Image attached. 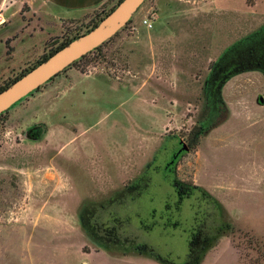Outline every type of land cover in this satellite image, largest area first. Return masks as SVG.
<instances>
[{
	"label": "rangeland",
	"instance_id": "rangeland-1",
	"mask_svg": "<svg viewBox=\"0 0 264 264\" xmlns=\"http://www.w3.org/2000/svg\"><path fill=\"white\" fill-rule=\"evenodd\" d=\"M117 1L0 0V85ZM259 40L264 0H146L100 52L12 107L0 118V264H166L98 243L88 209L99 234L183 264L192 205L214 207L217 223L193 264H264ZM181 140L178 177L218 208L197 191L178 204L169 162Z\"/></svg>",
	"mask_w": 264,
	"mask_h": 264
},
{
	"label": "trees",
	"instance_id": "trees-1",
	"mask_svg": "<svg viewBox=\"0 0 264 264\" xmlns=\"http://www.w3.org/2000/svg\"><path fill=\"white\" fill-rule=\"evenodd\" d=\"M120 1L121 0H118L117 3L115 5H113L109 10H107L106 12H103L102 15L98 16L92 22V24L89 25L84 31H80V32H77L76 34H73L71 36H67L61 43L57 44L56 46L52 47L49 51L45 52L34 63H32L29 66H27L26 68H24L20 73H18L16 76L10 78L4 84L0 85V92L2 90H4L6 87L10 86L13 82H15L17 79H19L25 73H27L29 70L34 68L36 65H38L39 63H41L42 61L47 59L49 56H51L57 50H59L60 48H62L66 44H68L70 41H72L76 37L80 36L81 34L89 31L91 28H93L95 25H97L101 21V19H103L107 14H109L117 6V4ZM132 18L113 37H111L110 39L105 41L103 44L98 46L93 51H91L88 54L84 55L82 58L76 60L71 66H69L65 70H63V72H65L67 69H69V68H71L73 66L78 65L80 62H82L84 59H86L89 55H91L93 53L100 52L107 43H109L111 40H113L119 34V32L121 30H123L131 22ZM261 32H257L256 36H258ZM263 41L264 40H259V43L260 44L264 43ZM249 51L252 53V50H249ZM261 54H262L261 56H258V59H253L255 61H253L252 64L254 63V65L256 67L264 68V62H263L264 61V54H263V52H261ZM252 58H256V57L252 56ZM61 73L57 74L55 77H53L47 83H49L52 80H54ZM215 80H216V78H215ZM47 83H45L44 85L40 86V88L35 90L34 92L41 90V88L43 86H45ZM214 83H213V86H214ZM34 92L30 93L29 95H32ZM26 97H24V98H26ZM23 99H21L20 101H22ZM15 105H13L12 107H14ZM9 110H7L6 112H3L2 114H0V118L4 117L5 115H7ZM181 142H182V144H185L183 142V140H181ZM184 153H185V150L181 149L180 154L176 153L175 156H173V160L169 162V168H170L171 172H173L171 185H172V187H173V189H174V191H175V193H176V195H177V197L179 199V203L178 204H180V206H181V203H182L183 199L190 198L195 193V191H197V192H200V197L197 198L198 201H201V202L203 201V202H205L206 205H210V202L212 201L213 205L218 208L217 203L214 200H212L211 196L203 188H201L200 186H198L196 184L185 182V181L181 180L178 177V175H177V165H178L180 157ZM199 207H200V205L198 206V208H196L195 205L191 206V208L194 210V213H193V219H194V223L193 224L194 225H193V232L190 233L191 234V237H190V240H189V242H190V251H189L188 260H187V262H185L183 264H193V263L196 262V260H198L200 258V256L204 252V248H205L206 244L208 243V239L210 237L212 228H214V226H216V224H217L216 221H215V219H216L215 213L216 212H215V208L214 207L211 208V209L207 208V210L206 209L202 210ZM178 209H180V207H178ZM91 213H92V211L90 209L84 210L82 212V221H83V224L86 227V229L89 231V233L92 236L95 237L97 242L99 241L104 246L120 245V246H123V247H126V248L133 247V249L137 250L140 253H147V254L155 255L158 259H161L166 264H176L175 262H171L167 258H164V257L160 256L158 253H156V251L154 249L149 248L147 244L137 243V242H135L133 240H129L128 237H125L124 239H121L120 241L117 238H115V237L113 239L112 238L109 239V236H111V233L113 231L112 232L111 231H105L104 233L99 234V232L95 229L96 227L92 226L91 223H90L91 219L88 217V215H90ZM204 216L212 218L213 221H207L206 217H204ZM178 224H179V222L175 223V225H178Z\"/></svg>",
	"mask_w": 264,
	"mask_h": 264
},
{
	"label": "water",
	"instance_id": "water-1",
	"mask_svg": "<svg viewBox=\"0 0 264 264\" xmlns=\"http://www.w3.org/2000/svg\"><path fill=\"white\" fill-rule=\"evenodd\" d=\"M145 1L121 0L97 25L70 41L2 90L0 114L113 37L128 23ZM182 149L188 150V147L184 144Z\"/></svg>",
	"mask_w": 264,
	"mask_h": 264
},
{
	"label": "crops",
	"instance_id": "crops-1",
	"mask_svg": "<svg viewBox=\"0 0 264 264\" xmlns=\"http://www.w3.org/2000/svg\"><path fill=\"white\" fill-rule=\"evenodd\" d=\"M39 1L43 2L44 3L43 5L56 4L62 9L69 11H76L78 10L77 8L93 10L99 6H102L109 0H39ZM63 12L65 11L63 10ZM57 14H58L57 19H63V18H59L61 13H57Z\"/></svg>",
	"mask_w": 264,
	"mask_h": 264
},
{
	"label": "built area",
	"instance_id": "built-area-1",
	"mask_svg": "<svg viewBox=\"0 0 264 264\" xmlns=\"http://www.w3.org/2000/svg\"><path fill=\"white\" fill-rule=\"evenodd\" d=\"M144 23L147 24V26H149V27L152 26V22H150L149 19H145Z\"/></svg>",
	"mask_w": 264,
	"mask_h": 264
}]
</instances>
